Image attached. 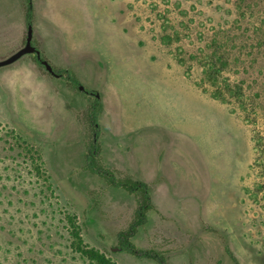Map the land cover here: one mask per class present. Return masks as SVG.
Listing matches in <instances>:
<instances>
[{"label":"rangeland","instance_id":"374dc122","mask_svg":"<svg viewBox=\"0 0 264 264\" xmlns=\"http://www.w3.org/2000/svg\"><path fill=\"white\" fill-rule=\"evenodd\" d=\"M31 4L33 47L99 95L101 163L149 186L134 246L264 264V0ZM25 28L24 1L0 0V59ZM52 76L32 56L0 68V264H156L113 250L135 198L83 169L89 98Z\"/></svg>","mask_w":264,"mask_h":264},{"label":"trees","instance_id":"16d2710c","mask_svg":"<svg viewBox=\"0 0 264 264\" xmlns=\"http://www.w3.org/2000/svg\"><path fill=\"white\" fill-rule=\"evenodd\" d=\"M24 1V19L26 30L32 28L33 20V8L31 0ZM26 40V37H25ZM37 50V49H36ZM38 51V50H37ZM33 61L39 66L43 67L42 61H45L41 56L38 59L37 56H33ZM46 62V61H45ZM56 77L65 81L69 87H74L76 90L84 93L89 98V106L86 111L85 120L87 123L89 142L85 147L84 154V167L85 171L94 174L102 178L108 187L115 189H121L128 195H132L135 198V208L133 211L132 219L127 227L119 231L116 235L117 245L113 249L116 253H126L137 259L151 260L156 264H167L166 257L163 253L157 252L152 249H137L132 243V238L136 235L139 228L143 227L147 223V214L154 210L151 196L149 193V186L143 181L133 179L132 176L123 173L119 170L108 169L101 163L102 148L99 144L100 128L98 124L100 98L97 91L86 89L73 73L66 69H59L51 67ZM224 68V63L215 56H210L204 62V76L211 86L214 87L212 94L213 98L225 100L226 95L231 92L228 90L226 84H222L221 71ZM236 93L234 92V95ZM240 95V94H239ZM82 249L78 248V252ZM88 251L83 252L87 255ZM227 256L235 262L234 256L227 250ZM88 258L91 264H112L98 256L88 252Z\"/></svg>","mask_w":264,"mask_h":264},{"label":"water","instance_id":"95a60500","mask_svg":"<svg viewBox=\"0 0 264 264\" xmlns=\"http://www.w3.org/2000/svg\"><path fill=\"white\" fill-rule=\"evenodd\" d=\"M31 39H32V30L29 29L26 33V40H25V45L23 48H21L20 50H18L16 53H14L13 55H11L9 58H7L6 60L0 62V67L4 66V65H8L13 63L14 61H16L18 58H20L23 55L26 54H31L33 56H37V58H40V53L32 46L31 43ZM42 65L44 66V68L46 69V71L53 75L54 77H56V75L53 73L51 66L45 62L42 61Z\"/></svg>","mask_w":264,"mask_h":264},{"label":"crops","instance_id":"0c3cea01","mask_svg":"<svg viewBox=\"0 0 264 264\" xmlns=\"http://www.w3.org/2000/svg\"><path fill=\"white\" fill-rule=\"evenodd\" d=\"M36 11H35V7H33V14L35 15L36 13H35ZM31 30H32V28H31ZM22 32L23 33H25V35H26V33H27V30H26V28L24 29V30H22ZM23 33L21 34V36H20V41L17 43V45H16V50L15 51H13L12 53H10L7 57H5V58H2V59H0V62H2V61H4V60H6L7 58H9L11 55H13L14 53H16L18 50H20V46H21V43H22V35H23ZM33 42V31H32V39H31V43ZM32 46H33V43H32ZM36 49V48H35ZM38 50V49H37ZM39 52V51H38ZM26 56H32V58H33V55H31V54H26V55H23V56H21L20 58H18L16 61H14L13 63H16V62H18V61H21L24 57H26ZM13 63H11V64H13ZM11 64H8V65H11ZM8 65H4V66H1L0 68H3V67H6V66H8ZM37 71L40 73V71L38 70V68H37ZM52 77H54V76H52Z\"/></svg>","mask_w":264,"mask_h":264}]
</instances>
